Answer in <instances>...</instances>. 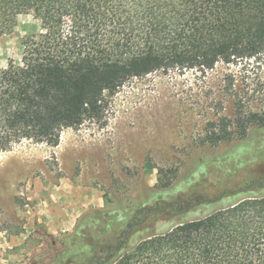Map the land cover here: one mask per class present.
Instances as JSON below:
<instances>
[{
  "label": "trees",
  "instance_id": "16d2710c",
  "mask_svg": "<svg viewBox=\"0 0 264 264\" xmlns=\"http://www.w3.org/2000/svg\"><path fill=\"white\" fill-rule=\"evenodd\" d=\"M27 11L42 32L21 42L20 65L0 69V153L29 140L57 146L62 130L100 121L130 79L264 59V0H0V36ZM255 126L264 112L239 111L207 123L199 144L242 140ZM175 176L160 168L137 205L88 209L72 232L44 234L60 247L30 264H264V177L179 207L163 197Z\"/></svg>",
  "mask_w": 264,
  "mask_h": 264
},
{
  "label": "rangeland",
  "instance_id": "374dc122",
  "mask_svg": "<svg viewBox=\"0 0 264 264\" xmlns=\"http://www.w3.org/2000/svg\"><path fill=\"white\" fill-rule=\"evenodd\" d=\"M41 32L33 11L19 14L14 29L0 36V69L20 65L21 42ZM239 111L264 112V59L220 62L204 73L172 70L130 79L107 98L100 121L62 130L57 146L29 140L0 153V233L24 232L36 202L29 198L44 197L45 189L64 182L78 188L74 195L80 199L95 190L103 202L96 209L144 201L160 168L175 172L163 197L179 207L250 186L264 177V127H251L245 139L216 147L199 144L207 123ZM187 193L191 197L183 196ZM198 215L192 210L186 217ZM44 234L50 235L35 222L25 247L0 248V264H30L51 255L60 246L48 249L51 240Z\"/></svg>",
  "mask_w": 264,
  "mask_h": 264
},
{
  "label": "crops",
  "instance_id": "0c3cea01",
  "mask_svg": "<svg viewBox=\"0 0 264 264\" xmlns=\"http://www.w3.org/2000/svg\"><path fill=\"white\" fill-rule=\"evenodd\" d=\"M77 189L73 184L64 182L45 189L44 197L37 199L31 196L29 199L36 200V202L34 210L28 211L30 216L29 221L23 227L25 231L19 235L0 233V248L9 250L25 247L35 222L41 224L46 232L53 236L72 232L77 219L85 210L90 207L101 208L103 206L102 199L97 197L95 190L80 199V196L74 195Z\"/></svg>",
  "mask_w": 264,
  "mask_h": 264
}]
</instances>
